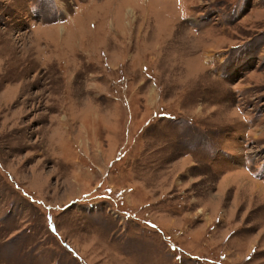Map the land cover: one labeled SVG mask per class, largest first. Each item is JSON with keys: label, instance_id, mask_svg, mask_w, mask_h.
<instances>
[{"label": "rangeland", "instance_id": "374dc122", "mask_svg": "<svg viewBox=\"0 0 264 264\" xmlns=\"http://www.w3.org/2000/svg\"><path fill=\"white\" fill-rule=\"evenodd\" d=\"M0 264H264V0H0Z\"/></svg>", "mask_w": 264, "mask_h": 264}]
</instances>
